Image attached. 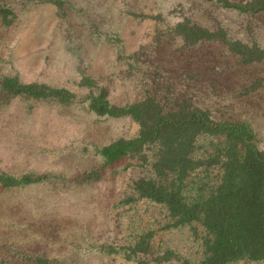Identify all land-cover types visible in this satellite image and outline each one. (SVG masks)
Segmentation results:
<instances>
[{
  "label": "rangeland",
  "instance_id": "374dc122",
  "mask_svg": "<svg viewBox=\"0 0 264 264\" xmlns=\"http://www.w3.org/2000/svg\"><path fill=\"white\" fill-rule=\"evenodd\" d=\"M69 1L63 18L51 4L9 2L15 18L9 25L0 22V74L81 95V69L107 85L112 102L132 101L140 93V81L127 71L118 49L127 55L156 39V57L170 60L168 68L181 73L188 67L196 75L188 82L197 103L214 114L248 120L264 148V61L244 65L236 55L207 43L179 51L166 31V24L190 17L210 28L220 24L230 36L264 47V11L241 13L206 0ZM140 57L152 60L151 55ZM137 130L129 117L96 116L83 103H39L28 109L24 101L13 99L0 108V170L77 176L101 164L94 146ZM142 173L143 166L125 160L90 183L52 179L0 189V264H30L36 255L58 264H197L203 257L199 224L173 226L166 208L146 198L120 202ZM141 235L147 252L132 258L122 250L97 248L131 245Z\"/></svg>",
  "mask_w": 264,
  "mask_h": 264
},
{
  "label": "trees",
  "instance_id": "16d2710c",
  "mask_svg": "<svg viewBox=\"0 0 264 264\" xmlns=\"http://www.w3.org/2000/svg\"><path fill=\"white\" fill-rule=\"evenodd\" d=\"M10 1L23 6L51 4L61 18L71 7L69 0H0V22L5 25L15 18ZM206 1L241 13L264 11V0ZM166 31L178 42L179 51L207 43L236 55L244 65L264 61V47L230 36L220 24L210 28L183 17L166 24ZM155 41L145 50L140 47L127 55L118 49L127 71L140 81V93L132 101L112 102L107 85L81 69L78 85L85 89L81 95L63 86L23 82L18 75L1 73L0 108L13 99L24 101L28 109L39 103H83L96 116L129 117L137 123L138 130L133 136L94 146L93 153L100 157L101 164L77 176L0 170V189L52 179L81 185L101 178L106 169L117 163L135 160L144 167V173L132 181V192L120 202L146 198L166 208L173 226L199 224L204 232L203 257L197 264L264 260V148L259 145L260 137L248 120L217 115L209 107L199 105L192 90L194 85L188 82L196 75L188 67L181 73L168 68L170 60L156 57ZM141 54L151 55L152 60H141ZM97 248L106 253L122 250L127 258H132L139 252L146 253L148 245L141 235L131 245L118 248L102 244ZM58 263L45 256L30 258V264Z\"/></svg>",
  "mask_w": 264,
  "mask_h": 264
}]
</instances>
